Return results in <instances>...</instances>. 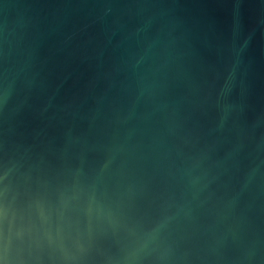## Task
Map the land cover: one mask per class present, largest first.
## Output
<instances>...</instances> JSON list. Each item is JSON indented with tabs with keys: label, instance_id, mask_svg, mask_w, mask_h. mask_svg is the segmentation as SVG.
<instances>
[{
	"label": "water",
	"instance_id": "95a60500",
	"mask_svg": "<svg viewBox=\"0 0 264 264\" xmlns=\"http://www.w3.org/2000/svg\"><path fill=\"white\" fill-rule=\"evenodd\" d=\"M0 264H264V0H0Z\"/></svg>",
	"mask_w": 264,
	"mask_h": 264
}]
</instances>
